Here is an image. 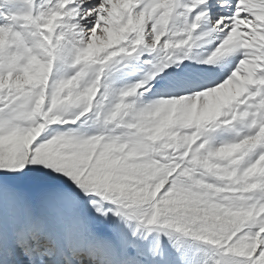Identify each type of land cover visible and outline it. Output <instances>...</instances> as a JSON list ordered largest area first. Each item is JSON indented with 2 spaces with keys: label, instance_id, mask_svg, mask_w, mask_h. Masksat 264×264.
<instances>
[{
  "label": "snow or ice",
  "instance_id": "snow-or-ice-1",
  "mask_svg": "<svg viewBox=\"0 0 264 264\" xmlns=\"http://www.w3.org/2000/svg\"><path fill=\"white\" fill-rule=\"evenodd\" d=\"M0 264H264V0H0Z\"/></svg>",
  "mask_w": 264,
  "mask_h": 264
}]
</instances>
